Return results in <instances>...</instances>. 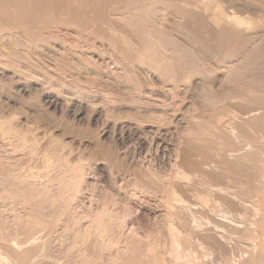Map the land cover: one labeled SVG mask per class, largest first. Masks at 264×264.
Masks as SVG:
<instances>
[{"label":"rangeland","instance_id":"1","mask_svg":"<svg viewBox=\"0 0 264 264\" xmlns=\"http://www.w3.org/2000/svg\"><path fill=\"white\" fill-rule=\"evenodd\" d=\"M32 1L0 0V190L24 182L0 192V264H125L133 241L148 264L255 253L264 0Z\"/></svg>","mask_w":264,"mask_h":264},{"label":"bare ground","instance_id":"2","mask_svg":"<svg viewBox=\"0 0 264 264\" xmlns=\"http://www.w3.org/2000/svg\"><path fill=\"white\" fill-rule=\"evenodd\" d=\"M6 1V0H5ZM30 1H32V0H30ZM35 1V0H34ZM211 1H213V0H211ZM211 1H210V4H211ZM8 2V1H7ZM13 2V1H12ZM33 2V1H32ZM200 3H201V1H199ZM202 2H204L205 3V1L204 0H202ZM208 1H206V3H207ZM9 3V2H8ZM205 3V4H206ZM213 3V2H212ZM215 3H218V2H215ZM220 3V2H219ZM243 3V2H242ZM242 3H241V5H242ZM9 4H11V3H9ZM203 4V3H202ZM246 4V3H245ZM244 4V5H245ZM212 5V4H211ZM222 5V4H221ZM247 5V4H246ZM206 5H204L203 7H205ZM209 6V5H208ZM213 6V5H212ZM248 6V5H247ZM207 7H205V9L204 10H208V9H206ZM212 8H214V7H212ZM242 8V7H241ZM209 9H210V6H209ZM215 9V8H214ZM214 9H213V11H214ZM224 9V8H223ZM243 9H244V7H243ZM243 9H241V10H243ZM245 9H246V7H245ZM216 10V9H215ZM218 10V9H217ZM233 10V9H232ZM211 11H212V9H211ZM210 11V12H211ZM221 11H222V9H221ZM226 11V10H225ZM216 12V11H215ZM234 12V11H233ZM236 13L238 12V11H235ZM221 12H219V14H220ZM228 13V12H227ZM235 13V14H236ZM241 13V12H240ZM222 14V13H221ZM224 14V13H223ZM230 14V13H229ZM238 14V13H237ZM242 14V13H241ZM240 14V15H241ZM212 15H213V12H212ZM228 15V14H227ZM239 15V16H240ZM214 16V15H213ZM228 17V16H227ZM241 17H243V15H241ZM245 17H247V16H245ZM207 18V17H206ZM229 18V17H228ZM249 18V17H248ZM248 18H246L248 21H249V19ZM183 19V18H182ZM185 19H186V17H185ZM208 19V18H207ZM211 18H209V20H210ZM214 19V18H213ZM238 19V20H237ZM235 18V21L237 22V23H240L241 22V20L239 19V18ZM189 20V19H188ZM187 20V21H188ZM192 20V19H191ZM196 20V19H195ZM194 20V21H195ZM197 20H199V19H197ZM196 20V21H197ZM231 20V19H230ZM246 20V21H247ZM252 20V19H251ZM180 21H183V20H180ZM186 21V22H187ZM195 21V22H196ZM201 21H202V18H201ZM228 21V20H227ZM233 21H234V19H233ZM234 21V22H235ZM171 22V21H170ZM186 22L183 24V25H186ZM173 24L174 23H176V21L174 20V22H172ZM192 23H194V22H192ZM192 23L191 24H189V25H191L192 26ZM198 23V22H197ZM205 23V22H204ZM215 23V22H214ZM219 23V22H218ZM230 23H231V21H230ZM246 24L248 23V22H245ZM176 24H179V23H176ZM200 24H202V23H200ZM216 24V23H215ZM235 24V23H234ZM253 24H256L255 22L253 23ZM253 24H250V25H253ZM181 25V24H180ZM180 25H178V27L180 28V30H181V27H180ZM194 26H195V24H193ZM197 25V24H196ZM204 25V24H203ZM211 25V24H210ZM219 25V24H218ZM229 25V24H228ZM235 25H237V24H235ZM188 26V25H187ZM193 26V27H194ZM198 26V25H197ZM255 26V25H254ZM257 26V25H256ZM173 27H175V25L173 26ZM176 27H177V25H176ZM178 27H177V29H178ZM189 27V26H188ZM188 27H186L185 28V26L184 27H182V29L185 31V32H187L185 29H187ZM203 27H206V26H203ZM203 27H201L202 29H203ZM210 26H208V28H209ZM213 27V26H212ZM185 28V29H184ZM191 28V27H190ZM189 28V29H190ZM207 28V27H206ZM205 28V29H206ZM253 28H255V27H253ZM176 29V30H177ZM200 29V27L197 29V30H199ZM205 29H203V31L205 30ZM213 29V28H212ZM230 29V28H229ZM231 29H233L234 30V28H231ZM230 29V30H231ZM240 29V28H239ZM179 30V31H180ZM182 30V31H183ZM192 32H190L189 30V33H191L190 35H192L193 36V38H192V36H191V38L194 40V43L196 42V44H200V47H201V49L203 50H200L199 52L201 53V51L202 52H204V54H206V55H209L210 56V54H214L212 51H215L216 50V48L213 46V43H211L212 44V46L215 48H213L212 50H211V44L209 43L208 45H210V46H208L209 48H207L206 46H205V39H203V38H201L202 37V35H201V33L203 34V31L201 30V33H197L195 30H194V28L193 29H190ZM193 30H194V33H193ZM211 30V29H210ZM210 30H208V31H210ZM235 30H236V28H235ZM251 30V29H250ZM183 31V32H184ZM212 31V30H211ZM209 32L210 34H208L207 33V35L210 37V35H211V37H212V35L214 36V34H216L215 33V31H214V34L212 33V32ZM248 31V30H247ZM196 32V33H195ZM205 32H206V30H205ZM204 32V33H205ZM212 33V34H211ZM201 36H200V35ZM190 35L188 34V36L190 37ZM208 36H206V38H208ZM217 36V35H216ZM185 37H186V34H185ZM215 37V36H214ZM205 38V37H204ZM216 38V37H215ZM215 38H211V39H213L212 41L214 42V39ZM204 41H203V40ZM210 40V39H209ZM209 40H207V41H209ZM217 40V39H216ZM215 40V41H216ZM211 41V40H210ZM219 41H216V42H214V43H216V44H221V41L218 43ZM228 42V41H227ZM226 42V43H227ZM193 43V44H194ZM225 43V42H224ZM222 44H223V42H222ZM222 46V45H221ZM221 46L219 45L218 47H220L221 48ZM223 46H225L224 44H223ZM223 46H222V48H223ZM198 49V48H197ZM219 49V48H218ZM216 52V51H215ZM203 54V53H202ZM206 55H204V57L206 56ZM212 56V55H211ZM211 56L209 57V58H211ZM207 57V56H206ZM214 57V56H213ZM208 58V59H209ZM2 110H3V108H1ZM2 110H0V114L3 116V119H4V115L2 114ZM3 113H4V110H3ZM8 114V113H7ZM5 115H6V113H5ZM10 115V114H9ZM8 115V116H9ZM7 116V115H6ZM5 116V117H6ZM1 117V116H0ZM9 118V117H8ZM2 119V118H1ZM0 119V120H1ZM2 119V120H3ZM7 119V118H6ZM5 119V120H6ZM1 120V121H2ZM4 120V121H5ZM3 121V124L5 125L6 124V122H4ZM7 126V125H6ZM0 127H2V125L0 124ZM7 128V127H6ZM5 128V126H4V128L3 129H6ZM9 128V127H8ZM3 129H0V130H2V131H5V133H6V130H3ZM8 131H9V129H8ZM1 132V131H0ZM5 133H3L4 135H6ZM9 133H10V131H9ZM11 134V133H10ZM10 134H7V136L8 135H10ZM1 135H2V133H1ZM12 136V135H11ZM5 137V136H4ZM10 137V136H9ZM7 141L9 140V138L7 137V139H6ZM10 140H11V138H10ZM9 140V141H10ZM264 160V159H263ZM262 160V161H263ZM4 161V160H3ZM2 164V163H1ZM4 164V163H3ZM7 163L5 162V166L7 167V165H6ZM1 167L0 168H2V165H0ZM6 167H4L5 168V171H6ZM256 167V172H257V174L259 175V177L262 179V182H263V188H261L260 190H258V194H257V200H256V202H255V204H254V206L256 205V210H255V215L254 214H252V215H254L253 217H250V221H249V223H251V229H250V226H249V223L247 222V225H248V228L250 229L249 231L248 230H246V232H249V237H248V239H250L249 240V242L251 243V244H247V243H244V245H246V246H248V248H250V247H253V249L255 250V253H249V254H247V255H245L242 259H238V258H232V259H229L228 261H229V263L228 264H264V162H259L258 164H257V166H255ZM12 169H13V172H14V169H15V166H14V168H13V165H12ZM12 169L10 170V173H11V171H12ZM1 170V169H0ZM8 170V169H7ZM17 170V169H16ZM15 170V171H16ZM4 170H3V168H2V172L0 171V178L1 179H3V177H5V180H6V177H8V175L6 174V172H3ZM255 172V171H254ZM16 173V172H15ZM14 173V174H15ZM17 173H18V171H17ZM20 174V173H19ZM18 174V176H21V174L19 175ZM29 174H31V172L30 173H28L26 176H27V179H26V177H25V179L26 180H29L30 178H28V175ZM12 175V177H11V180L14 178L13 177V174H11ZM25 175V174H24ZM15 177H16V179H17V176L16 175H14ZM22 176H23V174H22ZM21 176V177H22ZM19 178V177H18ZM53 178V177H52ZM1 179H0V181H1ZM15 179V178H14ZM13 179V180H14ZM25 179H24V181H25ZM55 180L56 179H58V178H54ZM4 180V181H5ZM49 180V179H48ZM47 180V181H48ZM52 180L53 179H51V182H52ZM59 180V179H58ZM57 180V181H58ZM8 181H10V180H7V182ZM29 181H31V179L29 180ZM25 182V184L27 183V186H28V183L30 184V182ZM6 182V181H5ZM5 182L3 183V181H2V183H3V185L5 184ZM19 182V183H18ZM21 182H23V180L22 181H16V183H17V185L18 184H21ZM32 183H33V180L31 181ZM45 182L46 181H44V184H45ZM59 182V181H58ZM15 183V184H16ZM24 183V182H23ZM47 183V182H46ZM12 184H14V182L12 181ZM14 184V185H15ZM47 184H49V182L47 183ZM0 185H1V183H0ZM6 185V184H5ZM8 185V184H7ZM16 185V186H17ZM23 185V184H22ZM50 185V184H49ZM232 185V184H231ZM231 185H229V186H231ZM2 186V185H1ZM11 186V185H10ZM10 186H5V188H6V190H8V189H10L9 187ZM16 186H14L13 188H15ZM24 186V185H23ZM233 186V185H232ZM8 187V188H7ZM18 187H20V185H18ZM43 187H44V185H43ZM47 185H46V188L45 189H47ZM4 188V189H5ZM12 188V186H11V189H13ZM21 188V187H20ZM23 188V187H22ZM25 188V187H24ZM27 188V187H26ZM234 188V187H233ZM260 188V187H259ZM3 189V190H4ZM44 189V190H45ZM239 189V188H238ZM2 190V189H1ZM1 190H0V192H1ZM2 190V191H3ZM15 190H17V189H13V191H15ZM21 190V189H20ZM23 190V189H22ZM62 190H63V187H62ZM234 190H236V189H234ZM24 191H25V189H24ZM23 191V192H24ZM29 191V190H28ZM46 191V190H45ZM65 191V190H64ZM239 191V190H238ZM9 192V191H8ZM26 192V194H27V191H25ZM30 192V191H29ZM6 193H7V191H6ZM257 193V192H256ZM31 193H29V195H30ZM43 194V193H42ZM1 195H3L2 193H1ZM24 196L26 197V198H29V200H26V198L25 199H23L24 197H22V199H23V204H24V200H25V202L26 201H28V203L30 204V206H32V204H34V203H32L31 204V201H32V198H34V200H35V198H38L39 197V199L41 198L40 196H38V197H31L32 196V194L30 195V197L28 196V194L27 195H25L24 194ZM44 196V195H43ZM42 196V197H43ZM45 197H46V195H45ZM45 197H43V198H45ZM176 197V196H175ZM2 199V198H1ZM7 200V199H6ZM9 200V199H8ZM31 200V201H30ZM33 200V201H34ZM11 201V200H10ZM30 201V202H29ZM42 201V200H41ZM41 201L39 200H37L36 199V202H40L41 203ZM6 201H4V203H5ZM8 202V201H7ZM6 202V203H7ZM17 202V201H16ZM42 202H44V201H42ZM21 203V202H20ZM8 204V203H7ZM29 204H27V205H29ZM37 204V203H36ZM10 205H11V203H10ZM9 205V206H10ZM13 205H15V202L13 203ZM17 206H18V204H16ZM24 205H26V204H24ZM26 205V206H27ZM42 205V203L39 205V206H41ZM34 206V205H33ZM13 207V206H12ZM20 207H21V204H20ZM22 207H23V205H22ZM4 209V208H3ZM6 209V208H5ZM22 210V209H21ZM0 212H2V211H0ZM4 212V211H3ZM6 212L7 211H5V214H6ZM11 212V211H10ZM9 212V213H10ZM13 212V211H12ZM18 212V211H17ZM253 213V212H252ZM18 214V213H17ZM256 214H257V217H256ZM9 216V215H8ZM13 216V215H12ZM21 216V215H20ZM1 217H2V215H1ZM15 218H16V216H15ZM14 218V219H15ZM251 218L253 219L252 220V222H251ZM8 219H10V217H8ZM13 219V218H12ZM13 219V220H14ZM94 219V218H93ZM4 220V219H3ZM6 220H7V217H6ZM12 220V221H13ZM10 221H11V219H10ZM16 223H17V221H15ZM14 222V223H15ZM1 223V222H0ZM5 223V222H4ZM6 223H8L7 221H6ZM13 222H12V224H14ZM15 223V224H16ZM94 223H96L95 222V220L94 221H92V224H94ZM96 224H98V222L96 223ZM96 224L94 225L95 227H96V230H97V234L98 235H103L104 236V233H105V231H104V228H103V226H102V224H98V226H96ZM1 227H2V224L0 225ZM5 226H6V224H5ZM5 226H3V227H5ZM7 226H10V224L8 225L7 224ZM3 227L1 228V229H3ZM12 226H10L9 228H11ZM9 228H8V230H9ZM13 228H15L14 226H13ZM247 228V229H248ZM5 229V228H4ZM89 229V228H88ZM12 231V230H11ZM203 231V230H202ZM210 231V230H209ZM14 232H16V231H14ZM205 232L207 233L208 232V230L206 231L205 230ZM20 233V232H19ZM206 233H204L203 232V235L204 234H206ZM10 234L13 236V233H11L10 232ZM10 234L8 233V234H6V235H8L9 237H11L10 236ZM15 234V233H14ZM17 234V233H16ZM23 234V233H22ZM18 235V234H17ZM113 235V234H112ZM19 236V235H18ZM27 236V235H26ZM100 237V236H99ZM6 238H8V237H6ZM6 238H5V240H6ZM15 238H16V236H14V239L12 238V240L14 241L15 240ZM27 238V237H26ZM104 238V237H103ZM108 238V237H107ZM16 239H19V237L18 238H16ZM21 240H22V238H20ZM34 239V238H33ZM33 239H30V240H33ZM11 240V242H13ZM27 240V239H26ZM105 240H106V238H105ZM108 240V239H107ZM106 240V241H107ZM8 242L7 243H9V240H7ZM34 241V240H33ZM4 242V238L2 239V241H1V243H3ZM15 242V241H14ZM124 242H126V241H124ZM136 242H138V241H136ZM0 243V244H1ZM5 243V242H4ZM7 243H5V244H7ZM15 243H17V242H15ZM15 243H13V245L15 244ZM35 243V242H34ZM139 243V242H138ZM20 244V243H19ZM124 244V243H123ZM128 244V242H126V244H124V246L125 247H123V245H122V248H120L119 250H118V252L116 253V255H118L119 254V256L120 257H122L124 260H125V262L123 261V260H121V261H123V263H125L126 264V260L128 261V262H130V264H148L149 262L148 261H150V258H148V256H146L144 253H145V250L144 249H140L139 248V246H138V244L136 245V243H135V241H133V242H131V243H129L130 244V246L129 245H127ZM139 244H141V243H139ZM21 245V244H20ZM34 245V244H33ZM16 246H19V245H16ZM22 246H24V244L22 245ZM22 246L20 247L21 249H22ZM26 246V245H25ZM128 246H129V248H130V254H128L129 256H127V253H128ZM142 247H144L143 245H141ZM7 247V246H6ZM141 247V248H142ZM7 248H9L11 251L10 252H7L8 250H6V251H4V253H3V256L5 255V261H8V259L6 260V258H7V256L9 257V254H11V253H13V254H11V256H14L16 253H15V251L16 250H13V249H11L9 246L7 247ZM17 248V247H16ZM26 247H24V249H25ZM28 248H30V246L28 247ZM5 249V248H4ZM18 249H19V247H18ZM35 249V248H34ZM27 250V249H26ZM25 250V254H27L26 251ZM36 250V249H35ZM1 251H2V247H1ZM20 252V251H19ZM35 252V251H34ZM144 252V253H143ZM9 253V254H8ZM31 253H32V255H33V252L31 251ZM30 253V254H31ZM21 253H19V255H20ZM2 255V254H1ZM29 255V254H28ZM16 256V255H15ZM13 257L14 259H16V257ZM22 256V258H23V254L21 255ZM144 256L145 257H147L148 259H146V260H148V261H146L145 259H144ZM30 257H32V256H30ZM118 257V256H117ZM19 258V256L17 257V259ZM33 258V257H32ZM121 258V259H122ZM1 259H3V258H1ZM16 259V260H17ZM21 260V259H20ZM24 260V259H23ZM30 260V259H29ZM29 260H28V262H29ZM145 260V261H144ZM9 261H10V259H9ZM8 261V262H9ZM18 261V260H17ZM22 261V260H21ZM25 261V260H24ZM23 261V262H24ZM30 262H31V260H30ZM120 262V261H119ZM151 262V261H150ZM226 262H227V260H226ZM12 263H14L15 264V262L13 261ZM26 263H27V260H26ZM152 263H153V261H152ZM2 264V263H1ZM10 264V263H9ZM24 264H25V262H24ZM29 264V263H28ZM127 264H129V263H127ZM154 264V263H153ZM225 264V263H224ZM227 264V263H226Z\"/></svg>","mask_w":264,"mask_h":264}]
</instances>
